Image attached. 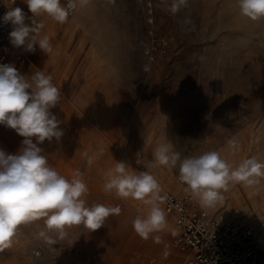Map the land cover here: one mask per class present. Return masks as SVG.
I'll return each mask as SVG.
<instances>
[{"label":"rangeland","instance_id":"374dc122","mask_svg":"<svg viewBox=\"0 0 264 264\" xmlns=\"http://www.w3.org/2000/svg\"><path fill=\"white\" fill-rule=\"evenodd\" d=\"M171 3L89 0L87 15L74 11L63 24L37 17L53 51L46 55L36 45L27 62L10 64L22 75L52 76L61 97L50 111L61 138L85 135L94 157L80 162L100 186L83 197L86 206L121 211L94 232L67 228L63 239L44 218L22 223L11 247L0 250V264H179L188 250L175 245L172 221L158 231L159 243L152 234L142 239L132 223L148 211L106 192L107 170L125 162L129 172L148 171L161 190L176 193L179 164L150 163L158 142L170 143L181 159L215 150L233 167L250 157L264 163V19L240 15L237 0H186L176 13ZM11 130L0 125V149L8 154H14ZM176 194L191 195L188 188ZM221 195L212 207L193 198L209 215L233 217L240 209L264 241V179L230 182Z\"/></svg>","mask_w":264,"mask_h":264},{"label":"clouds","instance_id":"9594fccd","mask_svg":"<svg viewBox=\"0 0 264 264\" xmlns=\"http://www.w3.org/2000/svg\"><path fill=\"white\" fill-rule=\"evenodd\" d=\"M23 3L32 17H27L19 7L9 8L2 17L5 25L12 26L10 43L29 52L35 51V45H38L47 55L53 48L47 35L40 36L44 25L37 17L46 15L63 24L70 12L87 0H67L66 4L61 0H23ZM237 3L240 15L253 21L264 19V0H237ZM185 4L186 0H172L170 11L176 13ZM26 19L31 20V26ZM60 97V88L52 83V76L42 70L28 76L22 75L14 65L0 64V125L24 138L17 153L8 154L0 149V250L11 247L18 226L25 222L44 218L46 228L63 239L67 228L83 225L94 232L105 225L110 215L121 211L119 206H86L83 197L88 193V187L79 171L69 181L49 165L43 149L38 146L53 138L59 141L63 135L60 121L50 111L59 103ZM83 155L89 164L93 162L94 157L88 152ZM152 155L150 163L169 167L179 164L180 182L204 206L212 207L222 201L221 190L230 182L251 186L264 179V163L255 157L247 158L235 167L215 150L181 159L180 154L172 150V145L165 142H158ZM105 177L103 188L106 192L148 206L147 214L138 215L132 223L142 239L147 240L151 234L166 227V214L160 206L164 198L159 195L161 189L152 174L129 172L125 162L116 161ZM155 241L159 243L160 237H155Z\"/></svg>","mask_w":264,"mask_h":264},{"label":"built area","instance_id":"2783aa9c","mask_svg":"<svg viewBox=\"0 0 264 264\" xmlns=\"http://www.w3.org/2000/svg\"><path fill=\"white\" fill-rule=\"evenodd\" d=\"M15 7L26 13L20 0L14 3L0 0V64L25 63L34 52L24 47L15 48L10 43L12 26L5 25L2 17L9 8ZM26 23L30 26L28 19ZM159 195L164 198L160 206L165 211L166 221H172L175 227V245L188 250L179 264H264L258 248L259 228L240 209L235 210L233 217L222 213L209 215L199 211V203L191 195L171 190H161Z\"/></svg>","mask_w":264,"mask_h":264},{"label":"bare ground","instance_id":"6f19581e","mask_svg":"<svg viewBox=\"0 0 264 264\" xmlns=\"http://www.w3.org/2000/svg\"><path fill=\"white\" fill-rule=\"evenodd\" d=\"M89 0L85 4H78L76 12L80 9L89 12L90 6H88ZM58 49V48H57ZM103 116L107 115V109L104 110ZM11 130V129H10ZM12 131V137L8 138L11 149H14V153H17L22 147L23 137L19 136L14 130ZM35 143V139H33ZM43 149V154L47 156L49 165L54 168L60 175L64 176L69 181L73 178L74 174L79 171L81 179L87 184L88 191L96 192L100 189L98 180L88 177V171L84 170L81 166V161L84 159V152H88L89 144L86 136L81 135L78 132L76 136L69 138H60L57 141L55 138L51 142L44 141L43 144L38 145ZM102 174V173H101ZM101 177V176H100ZM185 184H178L173 190L176 193H182L186 190ZM145 210H149L148 206L144 205ZM153 238L159 236L158 232H154ZM259 240V239H258ZM259 246L264 250V241H258Z\"/></svg>","mask_w":264,"mask_h":264}]
</instances>
